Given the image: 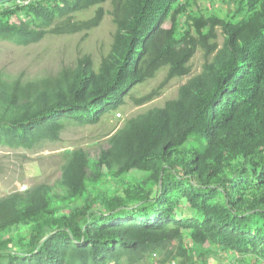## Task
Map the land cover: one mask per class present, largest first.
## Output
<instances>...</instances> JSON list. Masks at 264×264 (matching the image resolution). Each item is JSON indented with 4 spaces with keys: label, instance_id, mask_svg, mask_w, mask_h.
<instances>
[{
    "label": "trees",
    "instance_id": "16d2710c",
    "mask_svg": "<svg viewBox=\"0 0 264 264\" xmlns=\"http://www.w3.org/2000/svg\"><path fill=\"white\" fill-rule=\"evenodd\" d=\"M210 1L225 11L194 9L196 0H0V40L20 46L87 33L106 13L115 26L97 71L85 56L40 86L0 83L8 148L57 142L66 123L98 124L166 68L134 100L146 103L188 76L198 51L204 60L175 99L128 120L96 161L72 153L65 196L41 185L2 200L0 237L28 226L31 239L0 241V264H207L211 249L233 255L229 264H264V0Z\"/></svg>",
    "mask_w": 264,
    "mask_h": 264
},
{
    "label": "rangeland",
    "instance_id": "374dc122",
    "mask_svg": "<svg viewBox=\"0 0 264 264\" xmlns=\"http://www.w3.org/2000/svg\"><path fill=\"white\" fill-rule=\"evenodd\" d=\"M208 1L196 0L194 9L208 7L211 10L225 11V5ZM100 6L105 12L110 11L109 2ZM95 10L96 7L75 14L74 19H89ZM114 32L111 16L106 13L100 25L87 33L46 35L40 42L28 46L0 40L1 86L10 89L17 81L21 86H40L43 81L58 76L61 71L74 68L85 56L90 58L94 71H97L102 57L109 53ZM221 41L222 37L218 35L217 42ZM203 62L202 52L198 51L190 61L191 73L188 76L170 80L157 96L137 105L134 100L150 93L165 78L167 69L159 70L153 79L136 86L129 97L124 99V104L116 112L105 115L98 124L77 126L66 123L57 142L46 141L31 150L0 145V202L14 194L23 195L41 185L47 186L53 197L65 196L66 189L61 183L62 168L72 153L82 151L90 161H96L100 151L108 147L109 139L128 120L154 108H161L167 101L175 99L179 88L201 72ZM102 172L105 171L102 169ZM23 187L26 189H22ZM182 208V215H190L191 212L186 207ZM30 239L28 226L17 227L0 237L1 243L8 247L14 246L17 241L21 245L26 244ZM211 250V254L203 259L207 264H229L234 259L231 254ZM141 264H158V260L155 259L152 263L144 261Z\"/></svg>",
    "mask_w": 264,
    "mask_h": 264
},
{
    "label": "built area",
    "instance_id": "2783aa9c",
    "mask_svg": "<svg viewBox=\"0 0 264 264\" xmlns=\"http://www.w3.org/2000/svg\"><path fill=\"white\" fill-rule=\"evenodd\" d=\"M22 189H24V190H25V189H26V187H23Z\"/></svg>",
    "mask_w": 264,
    "mask_h": 264
}]
</instances>
